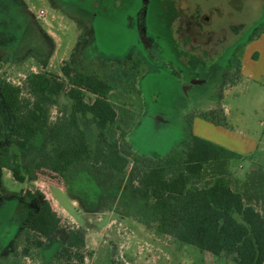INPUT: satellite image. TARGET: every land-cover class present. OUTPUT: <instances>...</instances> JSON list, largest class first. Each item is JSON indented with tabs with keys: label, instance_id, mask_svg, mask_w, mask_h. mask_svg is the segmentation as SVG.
I'll use <instances>...</instances> for the list:
<instances>
[{
	"label": "rangeland",
	"instance_id": "rangeland-1",
	"mask_svg": "<svg viewBox=\"0 0 264 264\" xmlns=\"http://www.w3.org/2000/svg\"><path fill=\"white\" fill-rule=\"evenodd\" d=\"M204 1L0 0V79L22 84L32 72L61 74L62 65L69 61L108 80L114 86L109 99L132 111L136 118L124 135L123 144L133 156H139L149 165L163 160L174 149L191 145V115L217 117L221 113L219 109H227V121L233 131L261 133L264 80L241 78L243 44L225 60L215 93H206L204 100L197 99L195 103L194 95L202 89H191L193 97L186 93L189 81L196 84L194 75L206 73L207 66L195 67L196 59L190 58L191 55L185 65L179 60V53H190L186 49L200 45L196 51L205 48L211 55L215 53V46L217 50L230 45L239 33L235 28L241 20L236 16H233V25L229 24L211 38L189 28L190 22L195 23L197 19L192 10L197 2ZM242 2L238 1L239 10L245 5ZM40 9L46 11L43 19L37 16ZM189 35L197 37L194 43L190 38L185 39ZM261 41L263 56L259 65L264 71V38ZM143 55L149 58L146 63L138 59ZM65 101L62 96L59 104L64 105ZM9 112L0 88V113L5 117L8 130L11 127ZM217 118L223 121V117ZM48 133H41L33 141L25 163L34 165L49 149ZM9 137L7 133L0 148L7 145L15 149ZM89 137L95 145L96 132L90 131ZM231 169L240 176L232 177L233 186L243 190L251 179L244 178L250 173L251 163L233 159ZM69 174L66 179L46 174L42 179L29 177L25 182L4 174L0 180V250L9 248L22 224L28 221V211L16 207L12 199L20 198L22 190L30 188L33 194L39 191L51 202L65 228L80 224L86 234L88 232L90 244L96 246L94 250L86 248L85 264H238L236 251L213 255L158 234L155 219L148 218L146 202L139 203L137 197L132 198L129 168L118 175L100 165L80 163ZM208 177L210 174L206 175ZM35 179L41 180V184ZM66 188H71L83 206L74 203L72 193ZM44 197L38 199L42 201ZM86 211H91L90 216ZM23 233L24 230L14 240L15 250L24 247ZM161 250L168 256L162 255ZM28 258L34 263L33 258Z\"/></svg>",
	"mask_w": 264,
	"mask_h": 264
},
{
	"label": "trees",
	"instance_id": "trees-1",
	"mask_svg": "<svg viewBox=\"0 0 264 264\" xmlns=\"http://www.w3.org/2000/svg\"><path fill=\"white\" fill-rule=\"evenodd\" d=\"M243 2L242 9L236 10L229 0H217L224 12L222 21L230 19V12L239 20L261 14L264 0ZM0 88L11 116L8 130L0 113V143L9 133L15 146L14 150L0 148V166L9 169L15 180L42 179L46 174L66 179L80 163L100 165L118 175L129 168L131 194L153 207L158 234L213 255L236 251L238 264H264V166L257 168L243 190L236 189L229 164L241 155L192 132L189 147L174 149L163 160L147 164L123 144L136 118L132 111L109 99L113 84L69 61L62 65L61 74L32 72L22 84L2 78ZM62 96L66 98L64 105L59 104ZM202 116L221 123L207 114ZM194 117L189 118L191 127ZM90 131L96 132L95 145L89 139ZM46 132L49 149L34 165L25 166L29 146ZM207 174L210 177L206 178ZM39 196L44 197L39 191L24 190L26 200ZM61 226L62 218L44 197L24 230V247L0 264H19L26 257L39 259L45 243ZM67 229L66 244L47 264H85V228Z\"/></svg>",
	"mask_w": 264,
	"mask_h": 264
},
{
	"label": "crops",
	"instance_id": "crops-1",
	"mask_svg": "<svg viewBox=\"0 0 264 264\" xmlns=\"http://www.w3.org/2000/svg\"><path fill=\"white\" fill-rule=\"evenodd\" d=\"M41 19H43V18H41ZM262 38H264V31L259 33L257 36H253V37L249 38L243 46V51L241 52V55H240V59H241L240 75H241V78L243 80L248 79V80H252V81H256V82H262V80H264V71H262L260 69L261 66L259 65L260 60L262 59V56H263V53H262L260 45H259L260 43H262V41H261ZM221 71H220V76L222 75ZM204 98L205 97H199L198 100L199 101L201 99L204 100ZM193 103H195V102H193ZM189 111L190 110L188 109L186 112L188 113ZM220 111H221V113H219V115L217 116V117H223V119H222L223 121L220 124H217V123L213 122L212 120H208L203 116L197 115L193 119V125H192V127H190V130L194 134H197L199 136H202L204 138H207L209 140L217 142V143L239 153L241 155V157L235 158V159L249 161L251 163L250 173L244 175V178L246 177L245 180H248L257 171V168L260 165L264 166V128H263L261 133L259 131V132H257V134L246 133V132H243L242 130H239V129H237L236 131H233V129L229 128L231 126H229V123L227 121L228 119L226 117L228 110L222 108L221 110L219 109V112ZM217 117H212V118L220 120ZM260 123L261 124H259V128L264 127V121H262ZM30 146H29V148H30ZM27 155H28V151H27ZM27 155L23 160V163L25 166L27 164V163H25V160L27 159ZM240 167L243 168L244 166L241 164ZM229 168H230V171L232 172V175L235 176V178L240 177L239 175H237L238 174L237 171H234L233 169H231V162L229 164ZM4 174H6V177H8V178L10 176L14 177L12 172L9 169L2 168L0 166V180L4 176ZM69 176H70V174H69ZM30 178H32V177H30ZM27 179L25 181H27ZM32 179H34V178H32ZM35 181H37V184H39V183L41 184V180L35 179ZM27 189H30V188H27ZM66 189H68L71 192V188H66ZM24 190H22L20 198L12 199V202H13V204L14 203L16 204V207L18 206V207L28 211V215H29L28 221H25L22 224L21 229L18 231L16 236L12 239L11 243L9 244V248L6 251L0 250V251H5L4 253L0 252V260H3V259L5 260V259L10 258L12 256L13 252L15 251L14 240L17 239V237L19 236V233L21 231L26 229V227H27L28 223L30 222V220L32 219L33 215L40 208L41 200L36 198V199L27 201L24 198ZM40 190H42V189H40ZM71 193L73 196L74 203L76 205L80 204V206H83V204H82L83 202H81L78 199V196L75 195L73 192H71ZM132 198H134V196H132ZM137 201L139 203L146 202L145 200L143 201V199L140 197H137ZM144 204H146L148 206V210H149L148 218L150 220L152 218L154 219L153 207L151 205H149L147 202ZM36 207H38V209H36ZM89 212H91V211H88V212L86 211V214L88 216H90ZM117 214H119V213H117ZM119 215H121V214H119ZM74 220H75V222H78L76 219H74ZM78 225L80 226V224H78ZM150 235L152 237V234H150ZM155 235H157V234H155ZM67 237H68V229L65 228L64 225L62 224V226L59 229H57L56 232L51 236V239L45 243L44 247L42 248L41 257L39 259H37V261L34 260V263H33L28 257H26L19 264H47L50 260L54 259L57 252L62 248V246H64L66 244ZM156 240H158V239H156ZM156 242H160V241L158 240ZM86 243H87V248H90L91 250L95 249L96 245H92V243L90 244V241L88 239V232L86 234ZM151 245H153V244L151 243ZM161 252H162V255L164 254V255L168 256L163 250H161ZM136 253H137V251H135V254ZM95 254H96V252H95Z\"/></svg>",
	"mask_w": 264,
	"mask_h": 264
},
{
	"label": "flooded vegetation",
	"instance_id": "flooded-vegetation-1",
	"mask_svg": "<svg viewBox=\"0 0 264 264\" xmlns=\"http://www.w3.org/2000/svg\"><path fill=\"white\" fill-rule=\"evenodd\" d=\"M205 0L204 2L198 3V7L192 10L193 14H196V22H190L189 28H192L194 32H198L203 37H213V35L220 33L222 29L226 28L229 24L233 25L235 13L230 12L228 15L230 19L227 22H223L222 18L224 16L223 8L220 3H216L214 0V4L211 5V1ZM238 1L240 4V0H229V4L231 7H233L236 10L238 9ZM243 3V2H242ZM207 5V6H206ZM243 6V5H242ZM242 9V8H241ZM240 9V10H241ZM213 12L215 13L213 15ZM223 13V14H222ZM264 7L262 9L261 14L256 18H250L247 20H241L237 23L235 32L237 33L236 37L233 38L234 40L230 45H224L222 47H219L216 50L215 46V53L209 55V52L202 48V51H196L195 49H198L200 47L197 46H190V50L186 49L187 51H190V53L185 54L184 52L179 53V60L185 64L188 65L190 62V58H195L194 61L195 67L198 64H204L207 67L206 73H196L194 76L196 78V84H194V81H189L190 84L188 85V88L186 89V93L189 97H193L191 95V89L194 87H200L202 92L197 93L194 95L193 102H195L199 97H203L206 93L211 92L215 93V89L217 88V85L220 81V71L223 69L226 61L228 60L230 55H234L235 49L239 46H242L241 44L246 43V41L253 37L257 36L259 33L264 31ZM263 27V28H262ZM188 28V29H189ZM262 28V29H261ZM237 29H240L239 31ZM190 38V40L194 43V41L197 39L196 36H186L185 39L187 40ZM205 55L206 57H203L201 55ZM188 55H191L190 58ZM185 56V57H184ZM204 58V61L203 59ZM138 59L142 62H145L146 59L149 60L148 56H141L138 57ZM150 65L152 66L153 62L150 59ZM146 63V62H145ZM150 66V67H151ZM179 67V66H178ZM141 66L138 68L139 72ZM142 69V68H141ZM188 114V113H187Z\"/></svg>",
	"mask_w": 264,
	"mask_h": 264
},
{
	"label": "built area",
	"instance_id": "built-area-1",
	"mask_svg": "<svg viewBox=\"0 0 264 264\" xmlns=\"http://www.w3.org/2000/svg\"><path fill=\"white\" fill-rule=\"evenodd\" d=\"M46 15V11L44 9H40L38 12H37V16L38 18H43L45 17Z\"/></svg>",
	"mask_w": 264,
	"mask_h": 264
}]
</instances>
